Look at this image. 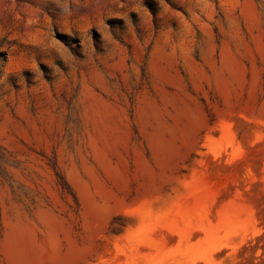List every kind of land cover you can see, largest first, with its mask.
<instances>
[{
  "label": "rangeland",
  "instance_id": "1",
  "mask_svg": "<svg viewBox=\"0 0 264 264\" xmlns=\"http://www.w3.org/2000/svg\"><path fill=\"white\" fill-rule=\"evenodd\" d=\"M0 264H264V0H0Z\"/></svg>",
  "mask_w": 264,
  "mask_h": 264
}]
</instances>
